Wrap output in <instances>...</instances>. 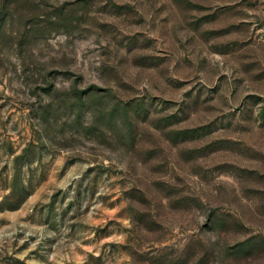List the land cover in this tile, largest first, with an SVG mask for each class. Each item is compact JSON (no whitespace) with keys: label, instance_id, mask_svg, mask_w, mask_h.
<instances>
[{"label":"rangeland","instance_id":"rangeland-1","mask_svg":"<svg viewBox=\"0 0 264 264\" xmlns=\"http://www.w3.org/2000/svg\"><path fill=\"white\" fill-rule=\"evenodd\" d=\"M0 264H264V0H0Z\"/></svg>","mask_w":264,"mask_h":264}]
</instances>
